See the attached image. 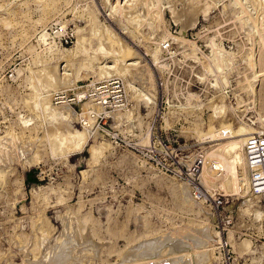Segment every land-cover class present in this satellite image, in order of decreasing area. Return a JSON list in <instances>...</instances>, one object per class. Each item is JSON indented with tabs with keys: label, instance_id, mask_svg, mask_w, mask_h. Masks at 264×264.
I'll return each instance as SVG.
<instances>
[{
	"label": "rangeland",
	"instance_id": "rangeland-1",
	"mask_svg": "<svg viewBox=\"0 0 264 264\" xmlns=\"http://www.w3.org/2000/svg\"><path fill=\"white\" fill-rule=\"evenodd\" d=\"M249 139L264 0H0V264H264Z\"/></svg>",
	"mask_w": 264,
	"mask_h": 264
},
{
	"label": "built area",
	"instance_id": "built-area-1",
	"mask_svg": "<svg viewBox=\"0 0 264 264\" xmlns=\"http://www.w3.org/2000/svg\"><path fill=\"white\" fill-rule=\"evenodd\" d=\"M110 93H113L112 97H110ZM94 95L96 97V104L107 105L110 102V98L114 99V101H119L120 94V86L118 82H106L101 86H98L94 89ZM262 140L258 141L255 139H249L247 144V150L249 155L251 156L250 165L259 166L264 163V157L262 161H260L259 154L263 153L262 148H264V143H261ZM263 144V145H261ZM258 148L260 151L258 152ZM257 156V157H256ZM254 157V158H253ZM196 166V165H195ZM197 167V166H196ZM252 185L254 187V192L256 193H264V170L258 168L254 171L251 176Z\"/></svg>",
	"mask_w": 264,
	"mask_h": 264
},
{
	"label": "bare ground",
	"instance_id": "bare-ground-1",
	"mask_svg": "<svg viewBox=\"0 0 264 264\" xmlns=\"http://www.w3.org/2000/svg\"><path fill=\"white\" fill-rule=\"evenodd\" d=\"M189 9V8H188ZM190 11H191V9H190ZM186 12V11H185ZM188 13H189V11H188ZM188 13H186V14H188ZM196 13V12H195ZM195 13H192V14H190V15H194ZM198 13V12H197ZM196 15V14H195ZM188 16V15H187ZM188 17H190V16H188ZM193 18V17H192ZM188 22H189V20H188ZM191 23V22H190ZM189 23V24H190ZM189 24H187V25H189ZM191 25H192V23H191ZM190 26V25H189ZM188 26V27H189ZM187 29V28H186ZM184 30H185V28H184ZM184 34V33H183ZM107 52V51H106ZM105 54H107V53H105ZM93 60V59H92ZM116 61H118V60H115L114 61V63H116ZM134 65V64H133ZM105 66V65H104ZM103 66V67H104ZM109 67V66H108ZM111 68V67H110ZM112 68H114V66L112 67ZM111 68V69H112ZM100 69V68H99ZM107 73V72H106ZM50 74V73H49ZM49 78H52V74L50 75V77ZM52 80V79H51ZM81 96H83V94H81ZM78 97H80V95H78ZM81 98V97H80ZM93 104H96V103H93ZM47 109V108H46ZM51 109V108H50ZM53 110H56V109H53ZM50 111V110H49ZM52 113V112H51ZM62 113V112H61ZM52 115V114H51ZM69 116H70V114H69ZM66 117H67V115H66ZM71 119V118H70ZM77 131V130H76ZM75 132V131H74ZM78 132V131H77ZM82 133H84V132H82ZM81 133V134H82ZM49 134V133H48ZM55 134V133H54ZM72 134H73V132H72ZM77 134V133H76ZM76 134H75V136L74 135H71V133H70V135H69V133H68V135H69V137L71 136V137H73V138H78V137H76ZM85 134L86 133H84V134H82L80 137L81 138H83V135L85 136ZM78 135H80V133H78ZM77 135V136H78ZM68 137V136H67ZM68 137V139H71V138H69ZM87 137V136H86ZM72 138V139H73ZM85 138V137H84ZM53 139V138H52ZM59 140V139H58ZM65 140V139H64ZM62 141H63V138H62ZM247 142V141H246ZM81 143H82V141H81ZM83 143H84V141H83ZM75 144H77L76 143V141H75ZM248 144V143H247ZM80 145V142H79V144H78V146ZM261 145H263V144H261ZM76 146V145H75ZM78 146H76V148H78ZM80 146H82V145H80ZM77 150V149H76ZM260 151V148H258V152ZM262 151L264 152V148H262ZM213 156H216V154L215 155H213ZM219 157H221V160H220V158H219V160H218V158ZM217 159H216V161H215V163H216V165L217 166H221L222 168H223V170L224 171H226L227 172V174H229L230 176H234L235 177V175H236V171H237V169H238V167H240L241 166V164H243V163H240V162H238L234 157H232V156H230L229 158H225V157H223V156H218L217 155ZM257 157V156H256ZM259 157H260V161H262L263 160V158L262 157H264V153H260L259 154ZM254 158V157H253ZM244 159V158H243ZM248 160H249V157H248ZM245 161V160H244ZM202 162H203V164H202V167H201V171H200V174L202 173V168H203V165H204V159L202 160ZM215 165V164H214ZM213 168H214V166H213ZM200 176V175H199ZM233 177V178H234ZM206 182H207V180H206ZM208 183V182H207ZM246 241V240H245ZM246 242H248V241H246Z\"/></svg>",
	"mask_w": 264,
	"mask_h": 264
},
{
	"label": "trees",
	"instance_id": "trees-1",
	"mask_svg": "<svg viewBox=\"0 0 264 264\" xmlns=\"http://www.w3.org/2000/svg\"><path fill=\"white\" fill-rule=\"evenodd\" d=\"M26 180L30 181V180H37L36 177H34V172H28L27 176H26Z\"/></svg>",
	"mask_w": 264,
	"mask_h": 264
}]
</instances>
